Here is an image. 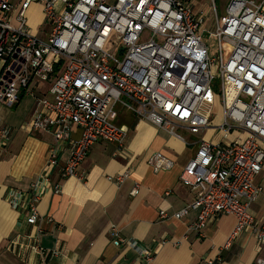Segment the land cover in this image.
<instances>
[{
  "label": "built area",
  "instance_id": "2783aa9c",
  "mask_svg": "<svg viewBox=\"0 0 264 264\" xmlns=\"http://www.w3.org/2000/svg\"><path fill=\"white\" fill-rule=\"evenodd\" d=\"M193 0H22L13 25L12 0H0V102L14 106L34 80L50 79L49 96L37 98L31 130L51 132L57 144L69 145L64 178L77 175L80 164L99 140L123 150L128 128L119 125L120 111L147 120L170 135L212 131L225 141L195 139L196 151L180 175L195 191V199L172 216L182 219L197 212L188 230L203 236L217 217L233 215L235 226L225 244L253 228L264 247V225L256 228L251 205L264 194L255 182L264 171V0H230L218 15L215 0L214 31L219 41L215 56L203 40L207 15ZM40 4L51 31L39 37L27 25L26 11ZM223 42L228 45L225 57ZM219 80L215 96L212 83ZM220 100L219 121L213 113ZM81 129L71 139L72 129ZM242 136L231 138V134ZM11 130L0 119V151ZM57 148L49 157L55 166ZM149 163L158 172L174 161L156 151ZM130 172L111 179L123 183ZM11 194V201L27 199L29 224L41 219L37 202L44 183ZM135 182L130 194L140 192ZM61 186H55L59 193ZM13 196L15 200L13 199ZM161 217L170 215L160 212ZM116 245L137 249L140 264L154 258L151 249L114 231ZM34 251H41L34 244ZM220 255L208 259L218 264ZM255 264H264L258 257Z\"/></svg>",
  "mask_w": 264,
  "mask_h": 264
},
{
  "label": "crops",
  "instance_id": "0c3cea01",
  "mask_svg": "<svg viewBox=\"0 0 264 264\" xmlns=\"http://www.w3.org/2000/svg\"><path fill=\"white\" fill-rule=\"evenodd\" d=\"M50 87V79L32 81L14 107L27 95L33 96L36 104L37 98L49 96ZM34 109L27 121L14 124L9 122L10 109L0 104V119L11 130L8 143L0 151V264H140L136 248L114 243L115 230L121 237L151 249L154 258L148 264H207L208 259L219 255L222 261L218 264H255L258 257H264V247L253 228L242 231L225 248L236 223L233 215L215 218L203 236L188 230L197 218L196 211L182 219L172 216L196 196L180 180L196 151L191 142L198 138L224 142L220 133H186L183 140L150 121L120 111L117 123L128 128L124 149L99 140L78 167L77 175L64 178L69 145L57 144L51 132L30 129ZM80 135L81 129L74 127L71 139ZM237 136L242 134L230 137ZM55 148L58 163L50 167V153ZM156 151L173 160L174 166L154 171L149 159ZM127 171L130 177L123 183L111 179ZM44 177L47 181L37 202L41 219L29 224L27 199L16 203L18 199L13 196L12 202L11 194L29 191ZM135 182L140 183V192L132 196ZM255 182L264 188V171ZM57 184L61 186L59 193L55 192ZM161 211L171 215L163 218ZM250 213L256 228L264 225V194L251 205ZM34 244L41 251H34Z\"/></svg>",
  "mask_w": 264,
  "mask_h": 264
},
{
  "label": "rangeland",
  "instance_id": "374dc122",
  "mask_svg": "<svg viewBox=\"0 0 264 264\" xmlns=\"http://www.w3.org/2000/svg\"><path fill=\"white\" fill-rule=\"evenodd\" d=\"M230 0H215V5L218 10V15L222 16L225 14L226 6L228 5ZM22 0H12L13 4V11H12V24L18 25L19 22L17 21V14L18 9L20 8ZM192 3H194V8L196 10H204L207 15V20L204 25L205 30L203 31V40L204 42L209 46L210 49V55L215 56L216 52L219 48V41L218 38L215 35L210 34V32L214 31V25H215V11L212 7V0H193ZM26 18H27V25L31 29L33 33L38 35L39 37L46 38L48 36V33L51 31V26L49 22L44 21V15L42 8L40 4L37 2H33L30 6V8L26 11ZM223 49L225 57L228 56V45L223 42ZM212 90L215 96H217L220 93V87H219V80L215 79L212 83ZM2 105H6L8 109H10V117L9 122L11 123H24L27 121L29 112L34 109L35 106V100L34 97L31 95H27L25 98L22 99L20 104L18 106H12L9 107L6 102L0 103ZM220 108L221 103L220 100L215 98V109L213 113V118H215V121H219L220 117ZM201 136V135H200ZM264 258V257H263Z\"/></svg>",
  "mask_w": 264,
  "mask_h": 264
}]
</instances>
